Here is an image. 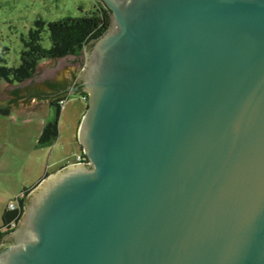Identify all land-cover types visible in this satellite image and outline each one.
Returning <instances> with one entry per match:
<instances>
[{
  "label": "water",
  "instance_id": "obj_1",
  "mask_svg": "<svg viewBox=\"0 0 264 264\" xmlns=\"http://www.w3.org/2000/svg\"><path fill=\"white\" fill-rule=\"evenodd\" d=\"M100 1L99 40L0 95L19 121L89 97L87 161L31 191L0 264H264V0Z\"/></svg>",
  "mask_w": 264,
  "mask_h": 264
},
{
  "label": "rangeland",
  "instance_id": "obj_2",
  "mask_svg": "<svg viewBox=\"0 0 264 264\" xmlns=\"http://www.w3.org/2000/svg\"><path fill=\"white\" fill-rule=\"evenodd\" d=\"M94 4L95 0H0V47L5 51L7 66L20 65L24 49L22 39L37 28V21L46 24L44 46L49 48V23L80 18L91 12ZM4 84L0 82L3 85L0 86V95L6 88ZM49 104L46 120L31 117L19 121L15 113L7 109L9 114L5 115L1 109L6 108L0 107V228L4 225L5 211L11 203L18 207V198L25 190H31L48 175L72 164L82 152L76 127L88 104L76 93L71 94L62 107L57 142L52 147L37 149L43 127L57 119L56 108ZM13 231H8L5 237Z\"/></svg>",
  "mask_w": 264,
  "mask_h": 264
},
{
  "label": "trees",
  "instance_id": "obj_3",
  "mask_svg": "<svg viewBox=\"0 0 264 264\" xmlns=\"http://www.w3.org/2000/svg\"><path fill=\"white\" fill-rule=\"evenodd\" d=\"M111 12L100 0H95L94 8L80 18H66L48 24L50 47L44 46L43 33L46 31L45 23L37 21L36 29L24 37V49L20 55V65L17 67L7 66L5 51L0 47V82L8 85L24 84L31 81L37 75L41 65L46 61H58L68 57H80L83 51L99 40L109 29L111 23ZM8 50V49H7ZM82 100L88 95L80 92ZM66 101L64 96H57L51 101V106L56 108L57 119L47 123L37 141V149H45L54 146L59 138V117L62 112L61 102ZM5 115L9 114L7 109H1ZM31 190H25L23 199H18L15 210L5 211L3 215V227L0 228V242L4 243L5 236L13 231L11 224L17 225L23 215L24 208ZM7 229L4 231L3 229ZM11 228V229H10Z\"/></svg>",
  "mask_w": 264,
  "mask_h": 264
},
{
  "label": "built area",
  "instance_id": "obj_4",
  "mask_svg": "<svg viewBox=\"0 0 264 264\" xmlns=\"http://www.w3.org/2000/svg\"><path fill=\"white\" fill-rule=\"evenodd\" d=\"M84 101H86L87 100V98H84L83 99ZM61 105H62V107L64 108V106H65V101H62L61 102ZM87 161V159H86V157L84 156V155H82L81 157H79L78 158V162H86ZM20 199H23L24 198V195L23 194H21V196L19 197ZM18 198V199H19ZM19 203V202H18ZM18 207H19V205H18ZM17 207H16V205L14 204V203H11L10 204V206H9V210L10 211H13V210H15ZM11 226V228H14L15 227V224L13 223V224H11L10 225ZM10 228V229H11ZM8 229V228H7ZM7 229L5 228V229H3L4 231H7ZM2 243L0 242V248L2 247Z\"/></svg>",
  "mask_w": 264,
  "mask_h": 264
},
{
  "label": "crops",
  "instance_id": "obj_5",
  "mask_svg": "<svg viewBox=\"0 0 264 264\" xmlns=\"http://www.w3.org/2000/svg\"><path fill=\"white\" fill-rule=\"evenodd\" d=\"M52 62H53V61H46V62H44V63L41 65L40 69L46 68V67H47L48 65H50ZM16 85H19V84H15V85L4 84L5 87H8V86H16ZM0 86H3V85H0ZM70 95H71V94H67V95L64 96V97L66 98V102H67L68 97H69ZM49 103H50V104H49ZM49 103H48V104L51 105V102H49ZM83 115H84V114H83ZM80 121H81V120H80ZM80 121H79V123H78V125H77V127H76V133H77V134H78V129H79ZM80 147H81V146H80ZM81 151H82V148H81ZM82 155H84V154H83V151L81 152L80 155L77 156V160H76L75 162H72V163H76V162H78V158L81 157ZM63 168H64V167H63ZM61 169H62V168H61ZM35 187H36V186H35ZM35 187H34V188H35ZM34 188H32L31 191H32Z\"/></svg>",
  "mask_w": 264,
  "mask_h": 264
},
{
  "label": "flooded vegetation",
  "instance_id": "obj_6",
  "mask_svg": "<svg viewBox=\"0 0 264 264\" xmlns=\"http://www.w3.org/2000/svg\"><path fill=\"white\" fill-rule=\"evenodd\" d=\"M76 86L79 87V90L76 92V94H79V93L82 91L81 84H80L78 81H76V85H75V87H76ZM70 88H71V87H70Z\"/></svg>",
  "mask_w": 264,
  "mask_h": 264
}]
</instances>
